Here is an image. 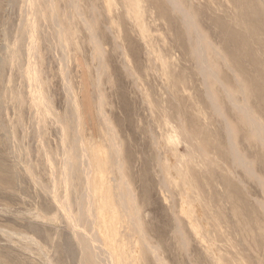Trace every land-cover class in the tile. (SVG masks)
I'll list each match as a JSON object with an SVG mask.
<instances>
[{
  "label": "rangeland",
  "instance_id": "rangeland-1",
  "mask_svg": "<svg viewBox=\"0 0 264 264\" xmlns=\"http://www.w3.org/2000/svg\"><path fill=\"white\" fill-rule=\"evenodd\" d=\"M74 230L264 264V0H0V264H89Z\"/></svg>",
  "mask_w": 264,
  "mask_h": 264
},
{
  "label": "bare ground",
  "instance_id": "bare-ground-1",
  "mask_svg": "<svg viewBox=\"0 0 264 264\" xmlns=\"http://www.w3.org/2000/svg\"><path fill=\"white\" fill-rule=\"evenodd\" d=\"M37 1V0H36ZM27 2H29V0H27ZM172 2V1H171ZM172 4L174 5V2H172ZM29 5V4H28ZM30 6V5H29ZM27 7V6H26ZM30 9V8H29ZM27 10V9H26ZM29 12V11H28ZM34 12V11H33ZM32 12V13H33ZM27 13V12H26ZM26 15H28V14H26ZM29 16V15H28ZM30 17V16H29ZM29 17H27L26 16V18H28L29 19ZM25 18V19H26ZM53 18V17H52ZM30 21V20H29ZM29 21H27L28 23H29ZM184 21L186 22V23H189L190 22V17L188 16V15H186V14H184ZM23 24H24V22H23ZM27 24V23H26ZM24 28V27H23ZM29 28V27H28ZM28 28L25 26V28H24V33L25 32H27L28 31V34L26 35V36H29V31L30 30H28ZM22 29V28H21ZM22 37V36H21ZM27 38V37H26ZM24 43V42H23ZM33 47V46H32ZM194 52H195V54L197 55V57L200 59V65H201V68H202V70H204V71H206L205 70V64H204V59H203V54H202V50H201V46H199V44H197L195 47H194ZM18 54V53H17ZM29 57H31V54L29 55ZM28 57V58H29ZM30 62V61H29ZM29 62H27V63H29ZM29 64H27V66H28ZM30 67V66H29ZM27 70V69H26ZM25 73V72H24ZM25 74H27L28 75V77L30 76L29 75V72H26ZM23 75V74H22ZM33 75V74H32ZM24 76H26V75H24ZM25 78H27V77H25ZM28 79V78H27ZM31 80H32V78H31V76L29 77V80H27V81H30L31 82ZM34 81V80H33ZM34 83V82H33ZM33 83H31V85H33ZM29 84V83H28ZM35 84V83H34ZM31 85H29V86H31ZM31 90H32V98H33V101H36L37 100V96L35 95V90H37L35 87H33V86H31ZM35 89V90H34ZM37 94V93H36ZM39 96V95H38ZM35 104L37 105V103L35 102ZM35 105V106H36ZM73 106H74V104H73ZM75 107V106H74ZM77 110V109H76ZM37 113V112H36ZM247 115V116H246ZM245 115V117H246V119H247V121L251 124V126L253 127V129L258 133L259 131H260V127H259V125L257 124V123H255V121L252 119V118H250L249 117V115L248 114H246ZM79 121V120H78ZM261 133V132H260ZM259 134V133H258ZM111 142H112V146H113V139H111ZM76 145V144H75ZM74 145V146H75ZM82 145V144H81ZM79 145L77 144V147H78ZM76 147V146H75ZM74 149L75 148H73V151H74ZM75 150H77V148L75 149ZM79 151H81V150H79ZM83 153V152H82ZM82 153H80L81 155H82ZM79 154V153H78ZM78 154L75 152V156H76V158H78ZM79 154V155H80ZM80 158V157H79ZM82 158V157H81ZM83 159V158H82ZM79 160V159H78ZM80 161V160H79ZM79 161L77 162V164H81L82 165V163H79ZM87 161V160H86ZM71 162V161H70ZM81 162H83V161H81ZM72 163V162H71ZM84 163V162H83ZM65 166V165H64ZM88 168V167H87ZM85 171H87V170H85ZM88 174V173H87ZM86 177V176H85ZM88 192V191H87ZM84 194V193H83ZM85 195H86V193H85ZM121 196V195H120ZM119 196V197H120ZM123 199V198H122ZM87 202V201H86ZM82 203V202H81ZM88 204V203H87ZM125 210V209H124ZM65 211V210H64ZM126 211V210H125ZM66 214V213H65ZM81 216V215H80ZM84 217V216H83ZM70 218V217H69ZM81 219H82V217H80ZM96 232V231H95ZM89 233V232H88ZM74 236L76 237V239H77V241L79 242V245H80V248H81V250H82V252H83V254L85 255V259L89 262V264H95L94 263V261L92 260L93 259V257H94V255L92 254V250L95 248V240L92 238V237H89V236H87V235H85L84 233H82L81 231H78V230H74ZM97 236V235H96ZM95 238V237H94ZM99 244V243H98ZM97 244V245H98ZM100 246V245H99ZM101 248V247H100ZM97 253V252H96ZM97 258V257H96ZM99 259V258H98Z\"/></svg>",
  "mask_w": 264,
  "mask_h": 264
}]
</instances>
